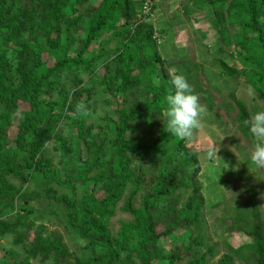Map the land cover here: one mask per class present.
Returning a JSON list of instances; mask_svg holds the SVG:
<instances>
[{
  "label": "trees",
  "instance_id": "trees-1",
  "mask_svg": "<svg viewBox=\"0 0 264 264\" xmlns=\"http://www.w3.org/2000/svg\"><path fill=\"white\" fill-rule=\"evenodd\" d=\"M196 1L215 9L218 52L241 66L217 59L221 73L242 80L264 102V0ZM139 3L0 0V237L11 234L12 245L21 246L25 253L21 261L9 264H31L37 258L53 264H206L216 254L217 246L205 245L202 236L205 199L197 180L198 156L187 148V141L166 131L165 97L174 88L153 38L155 29L141 20ZM106 34L108 40L103 39ZM113 39L118 46L111 61H101L105 71L100 83L105 93L121 103L117 102L114 118L104 119L113 128L98 126L96 131L74 110L77 102L87 104L91 98L88 90L85 94L80 89L83 81L78 72L89 71L108 56L105 49ZM95 45L101 47L99 54L85 58V54L93 55ZM44 53L51 58V66L43 60ZM64 75L72 82L69 89L61 88ZM230 96L238 110L239 128L254 142L245 124L251 118L248 105ZM138 97L141 104L134 103ZM152 117L164 118L158 133L150 132L145 139L129 135L146 129ZM62 122L66 137L58 134ZM12 127L17 132L10 138ZM50 140L56 142L58 167L46 156ZM134 162H151L156 167L155 183L141 195L146 173ZM33 171L46 182L45 197L65 208L66 226L86 242L81 256L71 253L58 233L46 234V226L24 227L19 220L12 221L10 214L18 201L27 205L40 194L27 195L22 185L9 180L24 184ZM55 185L71 195L58 194ZM181 188L190 189L184 202L175 195ZM120 202L121 211L133 220L122 222L114 236L109 225ZM257 208L249 201L235 207L234 217L224 219L229 233L244 234L249 243L228 246L215 264H233L235 259L264 264V224ZM162 239L171 240L169 250ZM178 239L181 244H176ZM198 246L205 249L199 257L194 250Z\"/></svg>",
  "mask_w": 264,
  "mask_h": 264
},
{
  "label": "rangeland",
  "instance_id": "rangeland-1",
  "mask_svg": "<svg viewBox=\"0 0 264 264\" xmlns=\"http://www.w3.org/2000/svg\"><path fill=\"white\" fill-rule=\"evenodd\" d=\"M154 17L150 21L155 29V33L160 41L157 43L161 58L164 59L167 72L170 74H182L199 95L201 104L208 109V115L204 118V127L197 133L191 141L186 142L187 148L192 149L198 156L200 173L197 176L202 195L205 199L203 208L202 236L204 244L207 246L216 245V254L212 259H208L206 264H215L217 260L227 251V247L238 248L249 243V238L244 234L229 233L224 225L226 217L235 216V207L243 206L249 201L257 204V211L264 224V169H257L250 161V152L253 147V140L249 135H245L239 128L236 119L238 110L231 98L233 94L237 99L248 105L250 115L258 111H264V102L260 101L255 92L241 81L227 78L221 73L217 64V59H223L228 65L240 69L241 66L231 60L224 53H219V36L214 29L213 22L216 18L215 9L208 5H198L196 0H157ZM235 29H231L233 33ZM104 40L109 39V35L103 36ZM118 46V40H111L105 49L108 56L96 61L94 68L89 71L81 69L79 78L83 81L80 89L90 92L91 98L87 105L90 114L85 117L87 125H94L96 131L98 126L104 130L113 128V124H106L105 117H113L120 98L104 92L100 83L104 73L102 60L111 61V53ZM100 45L94 46L93 55L85 54V58L97 56L100 52ZM74 55V51L69 52ZM48 66L52 65V60L47 54L42 55ZM112 64V63H111ZM114 65L112 64L111 67ZM61 88L69 89L72 85L70 78L62 76ZM57 94H54L56 98ZM86 96L83 97V100ZM142 97H138L134 103H142ZM129 107L131 105H128ZM20 108L24 109V104L20 103ZM164 118L152 117L147 128H140L135 133L129 134L137 139H145L149 133H158ZM65 122L59 124L58 134L66 137ZM110 128V129H111ZM16 128L12 127L9 137L16 134ZM74 133V131H73ZM215 145L219 151V158L208 160L205 156L208 146ZM56 142L50 140L46 146V156L52 159V166L58 167L59 157L55 151ZM83 157L85 150L82 149ZM142 165L146 176L143 181V190L139 194H144L149 187L155 183L157 172L156 167L151 162H134L133 166ZM12 184L22 185L23 193L40 194V198L32 200L27 205H22L20 201L16 203L15 210L12 211V221L19 220L24 227L31 224L34 228L39 225L46 226L47 233H58L62 237L63 243L74 255L81 256V249L85 241L81 239L77 232L69 229L64 220L65 208L58 203L45 197L47 190L46 182L39 172H32L26 183L21 184L19 180L10 179ZM58 194L71 195V191L59 186H54ZM77 196H81V188L76 187ZM190 194L189 188L179 189L175 195L180 197V202H184ZM102 197L101 193L97 194ZM140 197L134 200V206L139 207ZM25 206L26 209H23ZM122 202L117 206L115 215L112 217L109 229L112 235H116L122 222H131L132 216L121 211ZM22 218V219H21ZM163 229L162 225L157 227L158 231ZM182 234V230L177 231ZM32 236V233L30 234ZM13 236L11 234L0 237V264H9L21 261L24 250L21 246L12 245ZM182 239H178L176 244H181ZM162 244L169 250L171 248L170 239H162ZM10 250H12L10 252ZM199 257L204 254L205 249L198 246L194 249ZM195 252L191 255L193 256ZM31 264H53L52 260L40 261L31 259ZM175 264H186L180 261ZM233 264H253L235 259Z\"/></svg>",
  "mask_w": 264,
  "mask_h": 264
},
{
  "label": "clouds",
  "instance_id": "clouds-1",
  "mask_svg": "<svg viewBox=\"0 0 264 264\" xmlns=\"http://www.w3.org/2000/svg\"><path fill=\"white\" fill-rule=\"evenodd\" d=\"M171 84L174 92H169L165 97L166 131L179 140L191 141L195 133L203 129L208 109L201 104L199 95L184 75L172 74ZM74 110L81 117L90 114V109L84 102H77ZM245 124L254 139L250 161L257 169H264V111L256 112ZM218 151L215 145L208 146L205 156L208 160L217 159Z\"/></svg>",
  "mask_w": 264,
  "mask_h": 264
},
{
  "label": "built area",
  "instance_id": "built-area-1",
  "mask_svg": "<svg viewBox=\"0 0 264 264\" xmlns=\"http://www.w3.org/2000/svg\"><path fill=\"white\" fill-rule=\"evenodd\" d=\"M157 0H140L138 13L140 14L141 20L150 23L154 17V11L157 6ZM154 40L158 43L160 39L157 34L154 35Z\"/></svg>",
  "mask_w": 264,
  "mask_h": 264
}]
</instances>
